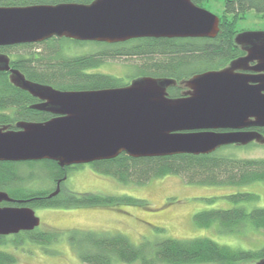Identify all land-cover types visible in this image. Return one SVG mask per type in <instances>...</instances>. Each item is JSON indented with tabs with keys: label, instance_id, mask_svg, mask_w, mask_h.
Segmentation results:
<instances>
[{
	"label": "water",
	"instance_id": "1",
	"mask_svg": "<svg viewBox=\"0 0 264 264\" xmlns=\"http://www.w3.org/2000/svg\"><path fill=\"white\" fill-rule=\"evenodd\" d=\"M219 30V15L194 0L0 7V45L53 35L108 43L142 37L212 38ZM235 41L244 55L222 69L184 80L187 89L178 97L168 92L176 79L154 76H139L119 87L60 90L26 79L0 53V70H11L15 85L45 98L48 109L60 114L44 123L21 124L17 131L0 128V161L50 159L65 167L122 152L132 157L204 154L231 144L264 143L258 130L245 129L264 126V30L239 32ZM58 192L59 187L52 195ZM12 200L0 190V203ZM40 224L31 206H0V235Z\"/></svg>",
	"mask_w": 264,
	"mask_h": 264
},
{
	"label": "trees",
	"instance_id": "2",
	"mask_svg": "<svg viewBox=\"0 0 264 264\" xmlns=\"http://www.w3.org/2000/svg\"><path fill=\"white\" fill-rule=\"evenodd\" d=\"M89 1V0H88ZM87 1V2H88ZM207 0H194L202 4ZM223 12L220 17V30L215 37H142L124 42L108 43L97 41H78L75 39L56 40V47L72 40L74 44L88 42L103 45L102 50L93 54L59 56L44 55L35 60L31 45H22L21 52L15 57V65L27 74L31 80L52 84L64 90H86L112 88L128 85L139 76L169 77L177 84L169 87L171 97L183 94L186 87L183 81L206 70L222 69L243 55L244 51L236 43L240 32L238 24L249 10L264 15V0H222ZM104 49V50H103ZM53 50V51H54ZM63 48H60V51ZM6 46H0V52H9ZM27 55V56H26ZM140 58L138 72L129 80L96 71L108 58ZM13 63V62H12ZM22 92L6 73L0 72V106L6 101L24 100ZM264 135V126L257 127ZM229 145L223 146L228 147ZM48 171L52 178L60 172V166L54 160L36 161ZM30 163L0 161V190L10 196L32 197L34 190L28 189L27 178L16 165ZM78 164L68 169L79 168ZM90 165L100 173L113 176L124 184H143L152 178L168 174H178L192 184L208 185H245L264 181V158H240L222 153L220 148L211 153H178L164 156L132 157L126 152L111 159L96 160ZM38 178V177H37ZM52 190L55 187L50 180ZM47 189V188H46ZM45 189V190H46ZM44 190V189H41ZM35 194H37L35 192ZM234 202L254 200L258 195L249 191H238L226 196ZM34 207H92L109 205H145L149 203L132 195L106 194L99 192L63 191L57 198H39L28 203ZM194 220L201 227L218 228L221 233H236L251 224L257 229H264V207L248 210L245 206L231 208H212L194 214ZM62 239L60 230L21 231L16 234L0 235V264H14L18 256L3 247H23L30 241L48 248ZM69 244L87 264H115L117 262L142 264H184L193 262H213L214 264H258L264 259V246L260 249H240L221 244L209 237L174 238L165 237L149 248L150 242L134 243L127 235L119 232L97 231L93 229L73 228L67 237Z\"/></svg>",
	"mask_w": 264,
	"mask_h": 264
},
{
	"label": "rangeland",
	"instance_id": "3",
	"mask_svg": "<svg viewBox=\"0 0 264 264\" xmlns=\"http://www.w3.org/2000/svg\"><path fill=\"white\" fill-rule=\"evenodd\" d=\"M203 7L217 15L223 12L222 0L204 1ZM242 31L264 30V15L249 10L238 24ZM100 44L88 42L74 44L67 41L59 56L93 54L102 50ZM55 48V47H54ZM104 50V49H103ZM140 58H108L96 71L129 80L135 75ZM222 153L240 158H264V143L252 141L248 144H231L220 148ZM25 175L28 189L39 191L51 188V179L47 168L39 164L15 166ZM38 177V178H37ZM64 189L69 192H99L106 194H128L146 200L145 205H109L92 207H34L41 218L39 229H56L62 232V239L47 248L34 242H26L23 247H3L18 256L14 264H87L84 263L67 237L73 228L93 229L97 231L119 232L127 235L134 243L150 242V247L165 237L194 238L209 237L221 244L240 249H260L264 246V229H257L251 224L236 233H221L218 228L201 227L196 224V212L212 208H231L245 206L248 210L264 207V181L245 185H208L186 182L181 175L168 174L152 178L143 184H124L113 176L100 173L90 163L72 169L65 181ZM238 191H249L258 195L254 200L234 202L227 195ZM115 264H142L117 262ZM161 264V263H160ZM168 264V263H162ZM184 264H214L213 262H193ZM242 264H249L247 262Z\"/></svg>",
	"mask_w": 264,
	"mask_h": 264
},
{
	"label": "flooded vegetation",
	"instance_id": "4",
	"mask_svg": "<svg viewBox=\"0 0 264 264\" xmlns=\"http://www.w3.org/2000/svg\"><path fill=\"white\" fill-rule=\"evenodd\" d=\"M0 0V7H26V6H36V5H59V4H69V3H83L88 4L91 3L93 0ZM204 3V2H203ZM202 4H198L203 7ZM63 39H73L68 38L65 36H57L53 35L47 39L41 40V41H35V42H25V43H15V44H8V45H0V46H6L9 48V52H0L1 54H7L10 57V65L11 68L19 70L26 79L32 81L33 83H39L42 85H51L56 89L64 90L61 88H58L52 84H46L42 82H37L34 80H31L27 77V74L23 72L21 69H19L15 65V57L16 54L18 55V52H21L22 48H20L22 45H31L33 48L35 55V60L40 59L44 57V55H55L60 54V48H56L54 50V43L56 40H63ZM137 39V38H134ZM76 40V39H75ZM132 40V39H130ZM80 41V40H78ZM65 44V43H64ZM54 50V51H53ZM245 52L243 53V55ZM27 56V55H26ZM13 62V63H12ZM1 73H6L8 77L11 80V70H0ZM252 72V71H247ZM12 82V80H11ZM13 83V82H12ZM14 84V83H13ZM14 88H17L22 92V97L24 100H16V101H6L1 104L0 106V128H3L4 130H21V124L25 123H44L47 122L55 117L60 116V114L54 113L53 111L48 109L47 100L45 98H42L38 95H35L31 93L30 91L17 86L14 84ZM187 89V88H186ZM247 130H257V127H249L245 128ZM231 129H218V131H229ZM43 160V159H42ZM36 161L40 160H26V161H9V162H15V163H21V162H27L30 164L37 163ZM8 162V161H6ZM29 164V165H30ZM59 165V164H58ZM78 164L68 165L65 167L60 166L61 169L57 176L52 177L53 181L55 183V187L52 190L44 189L35 191L37 194H35L32 197H14L12 201H3L0 203V206H15V207H21V206H30L28 203L30 200H35L39 198H57L64 189V184L66 179L68 178L69 174L71 173V169H68V167H75ZM75 169V168H73ZM50 178V177H49ZM50 178V179H52ZM59 187V192L55 195H52V193ZM5 191V190H3ZM7 192V191H6ZM8 193V192H7ZM9 194V193H8ZM32 207V206H31Z\"/></svg>",
	"mask_w": 264,
	"mask_h": 264
}]
</instances>
